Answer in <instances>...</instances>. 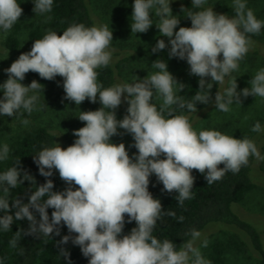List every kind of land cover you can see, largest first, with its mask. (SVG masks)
<instances>
[{"label": "clouds", "instance_id": "1", "mask_svg": "<svg viewBox=\"0 0 264 264\" xmlns=\"http://www.w3.org/2000/svg\"><path fill=\"white\" fill-rule=\"evenodd\" d=\"M53 2L33 0V12L51 13ZM171 3L172 0H134L130 27L134 34L147 33L154 24L153 16L158 18L155 26L161 36L169 38L171 45L169 58L186 60L190 75L200 78L199 90L190 100L177 94L186 86L178 83L167 70V63L159 59L151 66L158 71L144 79L136 77L133 83L108 88L98 83L96 69L107 67L112 58L113 31L107 25L72 24L63 35L49 30L5 70L8 79L0 85L3 92L0 115L18 119L24 126L30 123L24 118L25 113L29 117L47 107L39 103V94L43 92L40 83L33 80L24 86L20 82L29 72L48 81L62 77L64 99L77 106L86 99L96 103L97 96L102 105L96 111H80L77 118L85 126L73 132L78 139L71 146L63 149L55 143L56 146L43 147L33 155L39 174L46 178L43 185L37 187L34 177L27 171L22 173L20 160L0 173L3 192L0 212L4 213L0 216V228L9 231L14 220L26 219L29 223L27 231L19 229L8 241L11 248H17L23 236L50 238L53 233L60 236L58 226L63 222L68 232L76 235L63 236L59 244L71 240L88 258V264H211L201 251L207 248L208 240H201L202 234L195 228L185 233L190 239L179 248L171 240L161 241L153 235L163 216L176 218V213L162 210L161 201L149 192V178L154 174L163 191L178 193L175 199L182 207L193 198V170L211 185L227 172L238 174L248 165L250 157L260 158L254 141L245 137L235 139L217 130L197 132L187 115L177 113H196L197 103H210L213 84L224 85L226 77L239 71L240 62L253 46L251 35L260 34L264 21L257 19L246 0H232L233 17L204 7L207 0H192L191 8L202 10H189L187 19L191 27L174 31L180 20L173 15ZM185 9L181 7V12ZM22 14L17 0H0V30L5 39ZM166 47L164 40L158 39L152 52ZM209 77L211 82L206 83L205 78ZM249 83L250 88L238 93L237 80L231 77L223 94L215 95L216 110L229 113L233 104H241V95L264 99V68ZM122 97L129 107L124 118L117 120L116 110L122 104ZM156 101L161 103L158 105ZM118 129L132 136L131 146L138 154L130 157L124 143L111 142L112 137L121 135ZM251 131L259 133L264 129L257 121ZM9 154V145L4 143L0 161L7 160ZM53 170L66 183L64 191H53L54 183L49 179ZM24 181L35 186L28 203L19 198L10 202V190ZM13 208L14 216L9 214ZM48 209H53L51 220ZM34 212L39 214V220ZM184 219L180 216L178 221L183 223ZM132 222L137 227L122 235L125 224ZM60 255L68 258L70 254L61 249ZM5 259L0 258V264Z\"/></svg>", "mask_w": 264, "mask_h": 264}, {"label": "rangeland", "instance_id": "2", "mask_svg": "<svg viewBox=\"0 0 264 264\" xmlns=\"http://www.w3.org/2000/svg\"><path fill=\"white\" fill-rule=\"evenodd\" d=\"M17 2L22 7L23 14L8 35L16 30L20 46L15 51L5 49L3 47L5 38L2 30H0V85L8 79L5 70L22 53L31 50L33 44L26 41L29 31L35 27L46 30V16L36 15L34 12L27 10V6L31 5L30 0H17ZM246 3L247 7L253 10L257 19L264 21V0H246ZM133 4L134 0H87L89 11L96 26L107 25L109 30L113 31V41L110 45L113 60L123 59L117 72L115 85L133 83L136 77L144 79L147 75L150 76L155 73L158 70L151 66L157 59L167 63V70L180 83L188 66L184 60L175 57L169 58L171 45L169 38L161 36L155 26L158 18L153 16L154 24L147 33L134 34L131 32L130 25L132 22ZM206 6L212 7L225 15H228L226 12L228 10L232 12L231 15H228L229 17L235 15L232 8V0H207ZM170 7L172 8L173 15L177 16V19L180 20L178 15H176V0H172ZM179 27H182L181 20L174 31H178ZM158 39H163L168 47L157 53H153L152 48L155 47ZM261 68H264V37L254 39L251 50L244 60L240 62L239 71L231 73V77H235L237 80L238 93L242 92L244 88L251 87L249 81ZM231 77L225 78V84L219 85L218 92L223 94L225 88L229 86L228 80ZM20 82L24 86H29L31 84L30 72ZM62 85L63 78L58 76L47 86L43 87V92L39 94V103L46 104L47 107L41 111H34L29 117L25 113L24 118L30 120L27 126L22 125L18 119L0 115V148H2L4 143H7L9 148H11L13 143L25 132L37 127H45L54 133L57 144L63 149L71 146L78 139V137L73 135V132L85 126V122H81L77 118L80 111H96L102 105L98 98L96 103L84 101L81 105L77 106L75 102L64 99L66 94ZM177 94L182 96L181 93ZM124 96H127V93ZM0 99H3L2 91H0ZM240 100L241 104H233L229 113L217 111L214 101L204 111L198 113L178 112L177 114L187 115L193 125V129L197 132L201 130H217L235 139H243L245 137L255 142L260 153V158L255 157L256 187L241 202L233 205L232 208L242 219L257 225L264 232V131L259 133L251 131L252 126L257 121L260 122L262 129H264V99L254 96L245 98L241 95ZM156 103L159 105L161 101H156ZM128 107L129 105L123 102L122 97V104L116 110L117 120L124 118ZM245 117H248V119L246 120ZM118 132L121 135L112 137L111 142L117 145L124 143L129 156L138 154L137 149L131 146L134 144L132 136L123 129H118ZM160 158L164 159L163 156ZM56 178L57 186L54 192L64 191L67 185L60 179L58 171ZM201 234V240H208L207 248L201 249L206 259L207 249L212 243H227L230 236L236 235L245 243V248L243 250H237L232 247L226 248L223 264H257L256 254L246 247L248 246V241L240 231L232 227L214 224L205 228Z\"/></svg>", "mask_w": 264, "mask_h": 264}, {"label": "trees", "instance_id": "3", "mask_svg": "<svg viewBox=\"0 0 264 264\" xmlns=\"http://www.w3.org/2000/svg\"><path fill=\"white\" fill-rule=\"evenodd\" d=\"M31 5L27 6L29 12H33L34 3L30 0ZM177 8L176 15L181 20L182 27H191L190 19H187V12L200 11L202 9L191 8V0H176ZM181 7L186 8L181 12ZM209 7V6H204ZM217 14V10L213 9ZM228 15L232 12L226 10ZM46 16V30L39 27L33 28L29 31L26 41L34 44L35 40L42 39L49 30L57 32L58 35H63L65 31L72 24H84L86 27L96 26L94 19L89 11L87 0H54L53 9L51 13L44 14ZM50 17V19L48 18ZM16 30L7 35L3 41V47L8 51H15L20 46V40L16 36ZM264 37V28L261 29L259 35H251L254 41L256 38ZM222 60V54L219 57ZM123 59L113 60L107 67L96 69L98 73L97 82L103 84L104 88L112 87L116 83L117 72ZM184 62L187 64L186 60ZM187 70L180 83L186 87L181 91L182 97L185 100H190L199 90V77L190 75V66L187 64ZM58 77V76H57ZM31 82L33 80L40 83L43 87L47 86L51 81L41 79L37 73L30 72ZM206 83L211 82V78H205ZM219 85L213 84L210 90L211 100L208 105L197 103V112L204 111L209 108L215 101V95L218 92ZM99 97L97 96V99ZM89 101V100H85ZM57 144L54 133L45 127L32 128L19 137L11 146L9 158L5 161H0V173L5 172L10 167L14 166L17 160H20L21 171H27L36 181V186H41L46 182V178L39 174L37 165L33 162V155H36L43 147H54ZM133 155H130L132 157ZM223 168V165L219 166ZM255 157L249 158L247 166L242 167L238 174L227 172L220 181L207 185V181L203 175L197 170L192 171L195 178L192 189L193 198L186 200L183 206H178V201L175 197L178 193H167L163 191L162 183L157 181L153 174L150 179L149 192L153 198L159 199L162 204L163 211H173L176 213V218L170 216H163L157 222L153 235L159 240H171L177 248L184 241L190 239L186 236L190 229L195 228L202 232L209 225H224L232 227L240 231L248 241V249H250L257 256V264H264V243L263 230L255 224L242 219L233 211V205L241 202L244 197L256 187L255 177ZM47 171V169H46ZM57 171L53 170V176L50 177L54 183L53 191L57 186ZM23 176H21V179ZM35 190L29 181H24L22 185L18 184L15 189L10 190L8 199L14 201L16 198L21 199L23 203H28V198ZM0 196L3 192L0 191ZM11 207V204H10ZM53 209H48L49 218L51 220V213ZM14 216L15 209L13 208L9 213ZM4 215L0 212V216ZM37 220L39 214L34 212ZM183 216L185 219L183 223L178 221V218ZM128 217L125 215V220ZM60 236L55 233L48 237L23 236L19 241L18 247L13 249L9 246L8 241L14 236V233L19 229L27 231L29 228L28 221H13L11 229L7 232L0 228V258H5L4 264H88V258H85L79 246L73 245L71 240L67 244H59L63 236L70 235L74 237L75 233H69L63 222L60 226ZM137 227L135 222L126 223L122 235H128L131 229ZM232 247L237 250H243L245 243H243L236 235L230 236L227 243H212L207 249V259L211 264H223L224 253L226 248ZM61 249L66 250L70 255L65 258L60 255Z\"/></svg>", "mask_w": 264, "mask_h": 264}]
</instances>
